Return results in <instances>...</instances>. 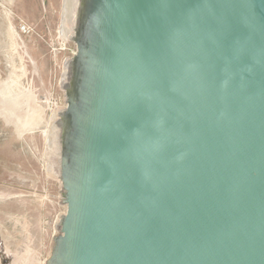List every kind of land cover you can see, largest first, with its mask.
I'll list each match as a JSON object with an SVG mask.
<instances>
[{"label": "water", "instance_id": "obj_1", "mask_svg": "<svg viewBox=\"0 0 264 264\" xmlns=\"http://www.w3.org/2000/svg\"><path fill=\"white\" fill-rule=\"evenodd\" d=\"M77 43L47 264H264V0H85Z\"/></svg>", "mask_w": 264, "mask_h": 264}, {"label": "rangeland", "instance_id": "obj_2", "mask_svg": "<svg viewBox=\"0 0 264 264\" xmlns=\"http://www.w3.org/2000/svg\"><path fill=\"white\" fill-rule=\"evenodd\" d=\"M84 4L0 0V264H47L56 218L67 212L53 156Z\"/></svg>", "mask_w": 264, "mask_h": 264}, {"label": "bare ground", "instance_id": "obj_3", "mask_svg": "<svg viewBox=\"0 0 264 264\" xmlns=\"http://www.w3.org/2000/svg\"><path fill=\"white\" fill-rule=\"evenodd\" d=\"M69 1H70V0H66V3H69ZM72 1H73V0H72ZM72 6H73V5H72ZM75 6H76V5H75ZM68 7H69V5H68ZM70 8H71V7H70ZM70 8H69V10L72 9V8H71V9H70ZM69 10H68V11H69ZM71 11H72V10H71ZM74 37H75V33L73 34L72 39H74ZM6 120H7V119H6ZM49 135H50V134H49Z\"/></svg>", "mask_w": 264, "mask_h": 264}]
</instances>
